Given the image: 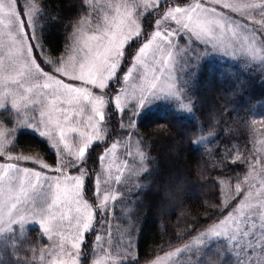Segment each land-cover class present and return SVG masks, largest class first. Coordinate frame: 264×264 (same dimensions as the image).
Wrapping results in <instances>:
<instances>
[{
    "label": "snow or ice",
    "instance_id": "6c2138e0",
    "mask_svg": "<svg viewBox=\"0 0 264 264\" xmlns=\"http://www.w3.org/2000/svg\"><path fill=\"white\" fill-rule=\"evenodd\" d=\"M81 4L85 15L75 26L69 51L55 61H44L40 57L43 45L36 34L41 27L34 18L42 13L29 0H0V109L9 106L15 110L21 127L39 131L57 153L54 165L39 157L14 155L12 137L17 129L10 131L0 123V235L18 240L16 232L31 215L39 217L42 237L52 241L47 249L34 250L41 264H139L130 244H121L124 252H116L111 244L107 216L110 207L115 208L109 201L124 199L125 194L113 187V183H124L121 175L104 179L103 172L88 165L89 150L106 139L105 132L111 135L109 106L124 137H118L96 158L98 166L106 155L115 154L124 138L136 135V119L143 108L153 101L184 96L186 82L179 77L158 86L169 69L173 50L180 68L191 64L203 48L223 55L231 50V56L245 66L264 71V0H81ZM149 15L151 32L144 26ZM133 43L139 46L128 64L125 53ZM43 64L52 66V71ZM133 73L145 81L138 95L126 87ZM88 109L87 119H78ZM185 110L191 112L187 105L177 106V111ZM28 112L31 116L25 115ZM204 139L192 143L201 144ZM226 151L233 164L247 167L243 174L212 181L221 191V200L215 205L217 218L203 231L188 233L192 240L183 247L148 264H162V260L169 264H208L209 260L264 264V156L259 149L238 145ZM140 157L144 159L143 152ZM89 180L90 200L85 198ZM97 226L107 229L106 234ZM134 229L133 225L127 234ZM89 233L95 234L91 253L85 251ZM0 264L4 262L0 260ZM14 264L27 262L17 259Z\"/></svg>",
    "mask_w": 264,
    "mask_h": 264
},
{
    "label": "trees",
    "instance_id": "16d2710c",
    "mask_svg": "<svg viewBox=\"0 0 264 264\" xmlns=\"http://www.w3.org/2000/svg\"><path fill=\"white\" fill-rule=\"evenodd\" d=\"M32 1L42 13L36 17L42 54L55 61L69 49L85 9L81 0ZM185 74L183 90L191 101L192 117H185L171 104L157 103L136 119V136L148 157L151 175L131 201L119 203L115 222L123 227L121 241L131 245L139 264L184 245L192 239L188 233L203 231L217 218L215 205L221 200V191L212 181L243 174L247 167L233 164L226 149L238 145L255 150L257 138L264 135V125L253 120L256 112L264 116V71L249 68L239 59L205 60ZM200 137L205 138L203 143H192ZM14 144V153L56 163L47 142L34 134L21 133ZM175 156H180L176 162ZM144 203L147 208L142 210Z\"/></svg>",
    "mask_w": 264,
    "mask_h": 264
},
{
    "label": "rangeland",
    "instance_id": "374dc122",
    "mask_svg": "<svg viewBox=\"0 0 264 264\" xmlns=\"http://www.w3.org/2000/svg\"><path fill=\"white\" fill-rule=\"evenodd\" d=\"M30 3H34L32 0H29ZM100 3H105L106 0H99ZM35 4V7L38 11H40L39 7ZM27 5H25V11H27ZM37 16H34L36 19ZM151 16H146L145 17V27L149 32L152 31L151 27ZM85 32H88L87 27H85ZM0 31H3L2 26H0ZM90 34V33H89ZM181 44L184 43L183 40L179 41ZM139 45L136 43L131 44L127 49H126V61L128 64H131L132 61V55L136 52L137 47ZM70 48V47H69ZM69 49L66 51L68 52ZM65 52V53H66ZM199 52V57H193V62L191 64L186 65L184 68L177 67L176 65L179 63L177 57L178 54L173 50V57L170 61L169 69L161 76V80L158 82V86L164 85L166 86L172 81H176L177 77L180 78V81L185 82L186 79V70L191 67L193 68L195 65L205 61V60H229V61H236L238 58L231 56V50H229V55H223L220 51H206L203 48L198 49ZM65 53L63 54L62 57L65 56ZM34 55H36V52L34 51ZM165 58H167L166 54ZM191 55V54H189ZM40 57L42 60L47 61V59L42 52H40ZM61 57V58H62ZM52 61V60H51ZM38 62H40L38 60ZM42 66L45 67V70L51 72L52 71V66L43 64ZM158 67V66H157ZM157 75H160L159 72L156 73ZM151 75V73H149ZM118 83V80L116 81ZM145 81H140L139 79L136 78V74L133 73V76L129 78V81L126 85L128 87L130 92H135V94H139V90L141 87L144 86ZM113 91L115 88L113 87ZM98 91V90H97ZM184 91V90H183ZM16 99L19 101V97L17 96ZM10 104V99L8 101ZM157 103H168L171 104L175 107L177 110L178 105H187L189 108H191V112H188L187 110L185 111H180L182 115L185 117H192V105L191 101L187 98V96L184 94V96L179 97L175 101H153L151 105L143 108L141 111L138 109L139 115L143 113L144 111H147L151 108H153ZM39 109H37L38 111ZM109 113L111 114V123L107 125L109 129L112 130L111 135H107V132L104 133L106 136L105 140L100 141L97 145H94L90 150H89V160H88V165L90 168L96 169L97 171L103 172V178L104 179H113L115 175H121V179L124 183L120 185H116L113 183V187L119 189L122 191L125 196L123 201L125 200L126 202L131 201L133 197H135L140 191L144 189V186L146 184L148 176H150V170L148 166V157L145 155L143 152L139 141L137 139V136H132L131 138H124L123 143L118 144V148L115 152V154H108L105 156V159L101 165H97L96 158L103 154L105 150L111 145L112 142L116 141L118 137H124V133L121 129L117 127L118 120H116V113L111 107L109 106L108 109ZM21 112L23 113V108H21ZM0 114L2 117V122L5 128L8 130H13L17 129L15 131L14 136L12 139H16V136L28 132L31 134H34L38 136L39 138L45 140L47 144L50 146L51 150L54 152L56 160H57V153L56 151L51 147V141H49L46 137L42 136L39 131L32 127H27V126H22L21 127V121L18 119L15 110L11 109L9 106H6L5 109H0ZM31 112L26 113V116H31ZM90 114V109L86 110V112L79 117L78 119L80 120H86L87 115ZM253 120L254 124H260L263 126L264 124L261 123V121H264V116L260 115L259 113L256 112V114L253 115ZM125 123L127 122V114L125 115ZM8 124H12V127L9 128ZM136 132V128H135ZM256 149L260 150V155L264 156V135H260L259 138L256 140ZM131 153V156L127 155V153ZM140 152H143L144 159H141L140 157ZM14 155L17 153H13ZM170 153L167 151L166 156L167 158L169 157ZM163 155L161 156V158ZM180 157V156H179ZM178 156H175L173 159L174 162L178 161L179 159ZM35 158V157H33ZM183 159V158H182ZM128 161L127 164H125V161ZM169 161H171V156L168 158ZM163 161L165 159L163 158ZM167 161V160H166ZM55 164V163H54ZM21 166H29V167H37L36 165H32L30 162H20ZM51 165V164H50ZM119 169V170H118ZM147 169V171H145ZM75 171V170H73ZM52 175L53 173H49ZM161 173H158V176ZM252 178L250 177V180ZM86 192H85V198L86 199H91L92 197V184L91 181L86 183ZM154 190L156 192L159 191V188L157 185H155ZM121 203L122 201L120 199H117L116 201H109L110 206L115 208V211L118 210L117 206ZM173 207V204L170 205ZM171 207L167 208V213L172 209ZM147 206L146 204L141 205V209H146ZM115 211L109 210L107 220L111 224V232H112V239H111V244L115 248L116 252H124L125 249L121 247V244L123 242L121 241L122 237V231L123 227L118 225L115 222ZM99 218V217H97ZM39 217H33L31 215L26 216L25 221L23 223V226L16 232V236L19 238L18 240L13 238L9 239V236L7 234L5 235H0V260L4 262V264H14V262L18 259L22 262H27V264H33V260L35 261V264H41L40 256L38 254L34 255V250L36 249H47L49 245H51L52 241L48 239V237L45 235L42 237L41 233L43 231L42 227L38 223ZM37 221V222H33ZM97 230L101 234H106L107 229L100 228L97 226ZM192 240V239H191ZM189 240L188 242H190ZM95 241V234L94 233H89L85 237V246L87 247L85 251L91 253V250L95 247L94 242ZM187 242V243H188ZM179 247H183L179 246ZM174 250V249H173ZM171 250V251H173ZM103 255L98 254L96 257L90 256V260L92 259H97L99 256ZM161 255L160 257H163ZM81 264H88V262H81ZM143 264H148V262L143 263ZM162 264H169L167 260H162ZM208 264H219L218 260H209Z\"/></svg>",
    "mask_w": 264,
    "mask_h": 264
}]
</instances>
